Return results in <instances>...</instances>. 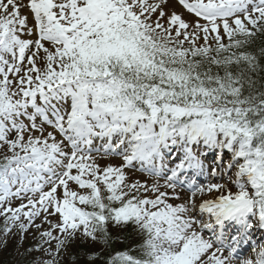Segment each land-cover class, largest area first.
<instances>
[{"label":"snow or ice","instance_id":"6c2138e0","mask_svg":"<svg viewBox=\"0 0 264 264\" xmlns=\"http://www.w3.org/2000/svg\"><path fill=\"white\" fill-rule=\"evenodd\" d=\"M33 231L27 264H264V0H0V244Z\"/></svg>","mask_w":264,"mask_h":264},{"label":"trees","instance_id":"16d2710c","mask_svg":"<svg viewBox=\"0 0 264 264\" xmlns=\"http://www.w3.org/2000/svg\"><path fill=\"white\" fill-rule=\"evenodd\" d=\"M114 242L112 247L115 249L123 250L125 247L131 246L132 241L131 238H127V233H119L116 235H113ZM17 246L16 243L11 242L4 248L2 251V254L0 256V264H27L28 261H31L30 258H27L26 254L17 257L16 253L13 251L15 247ZM78 253V252H77Z\"/></svg>","mask_w":264,"mask_h":264},{"label":"rangeland","instance_id":"374dc122","mask_svg":"<svg viewBox=\"0 0 264 264\" xmlns=\"http://www.w3.org/2000/svg\"><path fill=\"white\" fill-rule=\"evenodd\" d=\"M107 162H111V163L114 164V165H118V164H119L117 161L110 160V159H107V160H105V161H101L102 164H103V163H107ZM114 233H118V232L113 231V234H114ZM34 235H36L34 231L31 232V233H29V234H27L26 237L24 238L23 243H22V247H24L26 244L29 245V246H31V247H34L35 244L37 243V240H34V239H33V236H34ZM14 240H16V237H9L8 240H7V243H8V242H12V241H14ZM20 241H21V240H20ZM78 246H79V243H77V245L74 246V248H75L76 251H77ZM91 247H92V245L89 244V245L85 246L84 248H91ZM3 248H4V245H3V244H0V253H1V251H2ZM21 250H22V249H21ZM21 250H20V251H21ZM95 250H96V249H95ZM79 251H80V250H79ZM36 255H37V257H38V256H39V253H36ZM68 260H69V259H68ZM67 264H70V263H67Z\"/></svg>","mask_w":264,"mask_h":264}]
</instances>
